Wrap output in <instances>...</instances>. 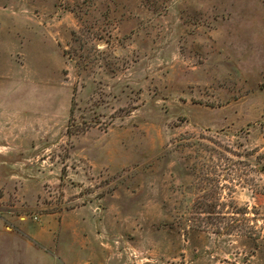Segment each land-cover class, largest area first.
<instances>
[{
    "label": "rangeland",
    "instance_id": "rangeland-1",
    "mask_svg": "<svg viewBox=\"0 0 264 264\" xmlns=\"http://www.w3.org/2000/svg\"><path fill=\"white\" fill-rule=\"evenodd\" d=\"M18 202L94 218L92 264H264V0H0Z\"/></svg>",
    "mask_w": 264,
    "mask_h": 264
},
{
    "label": "crops",
    "instance_id": "crops-1",
    "mask_svg": "<svg viewBox=\"0 0 264 264\" xmlns=\"http://www.w3.org/2000/svg\"><path fill=\"white\" fill-rule=\"evenodd\" d=\"M26 210L20 202L0 209V264H92L99 258L98 231L85 212L55 218L48 211L28 215Z\"/></svg>",
    "mask_w": 264,
    "mask_h": 264
},
{
    "label": "built area",
    "instance_id": "built-area-1",
    "mask_svg": "<svg viewBox=\"0 0 264 264\" xmlns=\"http://www.w3.org/2000/svg\"><path fill=\"white\" fill-rule=\"evenodd\" d=\"M35 218H37V216H35Z\"/></svg>",
    "mask_w": 264,
    "mask_h": 264
}]
</instances>
